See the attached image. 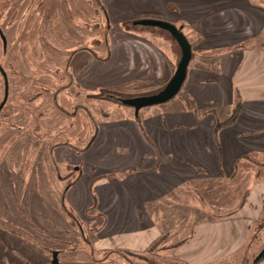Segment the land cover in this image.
Segmentation results:
<instances>
[{"label":"flooded vegetation","instance_id":"af4514ba","mask_svg":"<svg viewBox=\"0 0 264 264\" xmlns=\"http://www.w3.org/2000/svg\"><path fill=\"white\" fill-rule=\"evenodd\" d=\"M45 1L42 2L41 0L35 5L34 0H11L8 27L16 25L14 31L20 37V40L27 39L29 36L27 34L36 31V28L29 22L35 11L38 10L39 14H44V17L50 19L57 13L65 14L66 11L62 7L63 2H61L63 0ZM64 1L68 4V10L75 9L73 6L74 0ZM89 1H91L93 8L90 19L92 23L87 22L88 26H86L87 30L90 31L87 39L86 37L78 39V45L67 48L65 58L62 55V64L57 66L55 70L56 76L50 78L54 87L49 86L48 77H42L41 68H39V75L29 74L24 82V87L29 94H27V97H23L26 102L23 108H16L12 93V89L16 87V80L11 74L10 85L9 73L0 59V79L2 80L0 116L7 104H11V108L8 110L11 132L13 130L14 132L21 131L18 134L11 133L10 140H8L11 142L9 145L11 166L5 167L4 161L0 163V264H53L55 260L57 262L55 261L54 264H66L60 258L66 249L63 247L65 241L62 238L56 236L52 239L50 245L37 240L47 236L43 233L44 230L40 229L42 225L47 226L49 224L53 228L60 229L58 223H54L49 219L46 205L40 210V213L43 210L47 215V217L44 216V222L42 220V223H36V215L32 213L29 197L32 195L44 197L45 191L51 192L57 197L56 204L48 206V209H51L59 217L65 215L69 225L81 232V237L75 236V243H78L80 238H86L81 224L84 223L82 218H85L86 213L90 212V209L95 206L101 208L95 214L105 222L103 228L110 232L115 230L114 235L119 236V240L114 239V246H111L108 252L112 253L121 250L120 248H125L128 253L139 254L136 252L141 246L138 242L145 244L142 230L144 224L143 213L145 212L143 210L135 211L133 219L132 214L130 216L128 212L129 218L126 213L120 215L122 213H119V211L123 212L125 210L123 202L116 203L111 207L110 203L108 204L111 197L106 198V194H108L106 189L107 187H115L119 190L129 191L132 197H139L141 193H145L149 197L147 204L156 199L157 182L156 184L150 182L157 181L154 177L155 174L153 176H143V168L138 163L144 159L142 152H139V155L137 154L138 156L135 158L136 155L134 154H126L124 147L130 143L132 147L130 150L135 153L136 147L139 148L145 145V139L137 126L142 111L148 109L147 111L150 114L147 113L148 118L146 120L153 122L154 109L152 108L158 107L163 111L165 107L169 106V103L175 102V97L179 92L167 102L137 106L140 98L158 93L167 84L175 71L174 69L163 86L150 87L147 79H154L155 71L153 69L147 71V67L151 66L152 63V66L157 70L158 66L155 63L153 54L147 53L149 57L146 56L148 59L144 60L140 52L141 41L143 39L149 40V37L143 36L142 33L143 31H153L162 35L159 33L162 32L177 43L166 29L158 27L152 22L156 20L167 21L176 26H181L182 31L185 26L191 23L187 25L185 20L184 22H177L174 15H163L152 7L148 10H143L139 6L135 7V15L128 16V11L133 12V10L126 9L128 1L131 4L139 0H88L87 5L90 4ZM25 2L27 3L25 4ZM82 3L84 4V2ZM95 3L98 4L102 15L103 24H100L104 27L103 38L98 41L95 37ZM169 10L176 12L177 8L172 5ZM72 14L73 17L75 15L80 17L79 13ZM26 19L25 26L27 27H22ZM44 28H46V24ZM78 31L80 32L79 29ZM128 31L139 36L132 40V44H129L131 52L128 50V45L125 44L126 39H123ZM81 35L82 37L85 36L84 31L81 32ZM14 41L15 39H8L0 22L2 56L7 55L10 45L12 50ZM172 41L167 40L168 43L166 42L169 45V50H171ZM155 47L164 55L163 46L155 45ZM165 54L167 56L171 55ZM135 68H143L144 71L138 73L134 71ZM33 90L34 94L31 95ZM67 101H71V104ZM101 101L111 102L112 104L107 105L106 109L103 106L104 104L100 103ZM31 102L39 108L30 107ZM65 116L72 119L71 128L75 134V140L65 139ZM130 123L138 128L132 130L137 132L135 136L132 131L129 134L126 131ZM130 135L133 142L128 140ZM32 143L34 147H38L40 151L43 149L45 152V156L42 157L39 165H34V167H41L44 170L42 174L44 177H56L55 187L47 188L41 186L38 182L36 183L35 180L32 182L29 177L32 173L31 168L16 167V163L20 162V152L17 149H21L20 146L30 148ZM112 150L114 151L112 152ZM134 160L135 162H133ZM156 160L150 158L146 165V167H151L150 171L152 173H156L153 169ZM129 163H132L130 168L127 166ZM209 166H212V164ZM213 167H215L214 164ZM121 172L128 176L127 178L123 177L124 181L128 183V187L124 185L123 179L118 175ZM193 172L198 174L204 172V170L201 167H196ZM27 173L29 174L28 177H26ZM145 179H147V183L144 184ZM183 181L185 180L179 181L178 184ZM87 195L89 196L88 199L85 198ZM100 201L106 202L108 206L106 204L101 207L99 205ZM15 202L17 204H14ZM80 202L84 204L88 202L89 205L81 210L84 206L78 207ZM106 215L108 216L106 217ZM118 226L121 230L116 228ZM130 228L132 229L130 236L135 238L134 243H128L131 238L128 241L125 238L126 234L127 236L130 234ZM156 228L159 229L157 224ZM136 230L138 234H136ZM14 238L26 242L31 251L24 254L20 249L14 247L15 242L12 241ZM44 240L46 241V239ZM104 240H106L105 237ZM87 243L92 246H95L93 244L97 245V241H88ZM127 243L128 245H126ZM147 244H150V242ZM130 245H132V248H129Z\"/></svg>","mask_w":264,"mask_h":264},{"label":"rangeland","instance_id":"374dc122","mask_svg":"<svg viewBox=\"0 0 264 264\" xmlns=\"http://www.w3.org/2000/svg\"><path fill=\"white\" fill-rule=\"evenodd\" d=\"M39 1L41 0H34L35 5H37ZM54 1L56 2V0ZM87 1L88 0H74L73 6L75 9L73 8L70 10L67 8L68 4L64 0L61 1L63 2V10H65V14H67L66 17H64L65 14L61 15L57 13L52 19H50L44 17V14H39L38 10L35 11L29 22L36 28V31H31L30 34H27L29 35L27 39L20 40V37L17 36L14 31L16 25L8 27L10 22L11 0H0L1 25L5 29L8 39H15L12 50L10 45L9 51L5 56H2L0 46V59L1 63L9 73L10 85L11 74L16 80V87L12 89L16 108H23V106L26 105L24 98L27 97V94L29 93L24 87V82L29 74L39 75V68H41L42 77H48L49 79H47V82L49 86L54 87L52 79L50 78L56 76L55 70L57 66L62 64V55H64L65 58L67 48L77 46L79 43V41H77L78 39L84 37L87 39L88 32L90 31L87 30L86 26H88L87 22L92 23L90 19L92 17L93 8L91 1H89V5H87ZM76 2L78 4H75ZM82 2H84V4ZM203 2H206L203 12L212 9L210 5L212 0H210L209 4L207 3L208 0H203ZM250 2L256 4L258 8L264 12V0H250ZM26 3L27 2H25V4ZM188 5H191L192 9H196L198 6L203 7L202 4H198L197 6L195 3L190 4V2L187 1L185 8ZM94 8V20L96 23L95 37L98 41L103 38L104 27L100 24H103V20L97 3L94 4ZM191 8L188 6L186 11L192 10ZM199 11L200 9H196L193 13L191 12V16H199ZM75 12L79 13L80 17L77 15L73 17L72 13ZM253 13L257 14L255 11H253ZM260 15V13L259 16L255 15V31L249 36V39H247L246 45H257L260 48H264V21L263 16L261 15L260 17ZM177 21L184 22V19L181 18ZM26 22L27 19L22 27H27L25 26ZM186 22L191 23V18H187ZM45 24L46 28H44ZM199 30H197L192 23L183 28L184 33L192 44L194 56L190 63L183 88L176 95L175 99L181 98L186 92L185 89L189 83L188 81L192 80L195 71L200 68L210 67L209 69L214 68V72L219 75V72L217 71L226 60L224 56L222 57V60L219 57L222 54L220 51L223 47L206 50L207 47H211L210 42H207V38L200 39ZM82 31L85 33V36L83 37L81 35ZM151 32L143 31V36L149 37L150 41L144 39L142 42L145 41L146 44L154 46H163L164 52L171 54L167 56L163 52L164 55L162 54L163 57L160 58L161 63L157 67V70L152 66V63L151 66L147 67V71H150L151 69L155 71V78L147 79L150 87L155 88L157 85L163 86L172 75L175 69L174 67L180 58V50L177 43L172 41V39L164 33L159 32L162 34L159 35L153 31ZM136 37L139 36L130 31H128L123 37V39H126L125 44L128 45L129 51V44H132V40ZM156 37L158 38L156 39ZM167 40H170L173 43L171 44V50L168 49L169 45L167 44ZM144 47L147 46L144 44ZM216 50L219 51V54L217 55L215 54ZM259 55H261V53ZM144 57L146 58L145 55ZM242 58L243 55L240 54L239 57L236 58V61H242ZM29 66H31V68H29ZM134 71L142 73L144 70L143 68H135ZM1 82L2 80L0 79V96L2 91ZM216 83H218L223 90L228 85L223 79H220V82L216 81ZM33 94L34 90L31 92V95ZM212 97L216 100L218 99V96L215 93L212 94ZM67 102L71 104V101ZM189 102H187V104ZM100 103L104 104L103 106L106 107V109L107 105L112 104L111 102L102 101ZM179 103L180 102H176L174 103L175 106L172 105L171 107L178 108L180 107ZM170 105L171 104L169 103V106ZM30 107L39 108V106H36L33 102H31ZM255 107H258V105H255ZM10 108L11 104H7L0 116V163L4 161L5 167L11 166V158L9 156V145L11 142L8 141L10 140L11 133H21V131L14 132V130L11 132V122L8 118V110ZM152 109H154L153 120L155 121L159 119L160 122V120L163 119L162 111L158 107ZM231 109L232 106L230 107L229 105H226V108L218 114H216L215 108L211 109V117L213 119L215 118L217 122V129L219 131L217 133L219 135L228 127L223 125L226 118L230 119L231 123H234L233 121L236 118L238 110L242 111V107H239L235 110L234 114ZM147 110L148 109L142 111L139 123L137 122L139 129L133 123H130L131 125L129 124L128 130H126L129 134L132 130L138 129L142 134V137L145 139V145L139 148L136 147L134 153L130 150L132 147L129 143V145H125L124 151L126 154L136 155L135 158L139 155V152H142L144 159L138 163L139 166L143 168V176H153L155 174L154 177H156L155 179L157 181L153 180L150 182L153 184H156L157 182V187L161 188L164 185V183H162L164 178H161L162 172H159V170L162 168H168V165L172 167L173 164H160L159 162V159L163 162V160H167L168 158L163 156L165 151L162 146H158L157 138L155 139L152 136V122L146 120L148 118L147 113L150 114ZM205 113L206 111L203 109L197 110L198 117ZM249 120L251 121L252 119L247 118L244 119L243 122L250 123ZM71 121L72 119L70 117H64L65 139L75 140V134L71 128ZM257 129L258 130L255 132L253 131V133L250 134L237 135L238 142H249L252 146L250 150L247 149V152L243 155L235 153L228 161V165L224 166L225 169L222 167L224 159H222V153H220V148H218L221 158V164L218 167H213L212 164L207 171L205 170L204 172L196 174L193 172L194 167L186 164L189 165L187 167H189V170L191 169L193 174L186 173V176L184 175L185 181L176 185V187L167 193V195L158 198L155 197L156 199L150 201L148 204L146 202V195L144 196L146 205L145 211H143L145 213H143L144 224L142 230L145 244L138 242L141 246L136 252L139 254L128 253L125 248H120L122 251L117 250L112 253L108 252L110 251L109 248L114 246V239L119 240V236L114 235L115 230H111L110 232L106 228H103L105 222L101 220L100 216H96L97 214H95V212L98 213L101 208L95 206L90 209V212L86 213L85 218H82L84 223L82 222L81 224L83 225L82 227L86 238H80L78 243H75V236L78 235V237H81V232H78L77 228H72L69 225L66 221L65 215L59 217L52 212L51 209H48V206L50 207V205L56 204L57 197L47 191L44 192V197H37L35 195L29 197L31 199L30 204L32 213L36 215V223L40 224L42 223V220L44 222V216L46 214L43 210L40 213V210L46 205L49 219L54 223H58L60 229L53 228L49 224L47 226L42 225L40 229L44 230L43 233L47 236L43 239L38 238L37 240L50 245L52 239L56 238V236L62 238L65 241L63 247L66 249L60 258L66 264H253L254 259L264 247V128ZM132 133L135 136L137 132L132 131ZM129 138L131 140H128L133 142L131 135ZM33 139L35 138L33 137ZM20 147L21 149H17L20 152V162L16 163V167L25 166L26 168H31V175L29 176L27 173L26 177L29 176L32 182L35 180L36 183L38 182V184L47 188L55 187L56 177L50 176V179L47 176L44 177V175H42L44 170L41 167H34V165L38 166L42 157L45 156L44 150L42 149V151H40L38 147H34L33 143L30 148ZM113 151L114 150H112V152ZM214 152H216L215 149L213 153ZM219 153L216 152V156H218ZM169 154L170 153H168V155ZM150 158L157 159L155 167H153L156 173L150 171L151 167H146ZM169 160H171V158H169ZM217 161H220V159L218 158ZM133 162H135V160ZM132 163L127 164L128 168L131 167ZM184 165L185 163L173 168H175V171L177 172L178 168H183ZM118 175L123 179L124 185H127L128 187V183L124 181V178H127L128 176H125L122 172L118 173ZM145 183H147V179L144 180V184ZM106 190V193H108L106 194V198L108 196L111 197L110 202L108 201V204L110 203L111 207L116 203L120 204L123 202L125 206H128L127 208L132 209L127 191L119 190L115 187H107ZM85 198L88 199L89 196L87 195ZM14 204H17V202ZM83 204V202L79 203L78 207L84 206L81 210H84L85 206L89 205L88 202L84 205ZM106 204L107 203H103V201H100L99 203L101 207L102 205L104 207ZM132 210L135 212L134 208ZM134 212H132V219L134 218ZM116 213L117 211L115 212V216ZM119 213H122L120 215H125L126 213V216L129 218L126 210H123V212L119 211ZM107 216L108 215H106V217ZM156 224L159 229L156 228ZM116 228L120 229L119 226ZM129 230L130 234H128V236L126 234L125 238L127 241L131 238L128 243H134L135 238L130 236L132 229L130 228ZM136 234H138L137 230ZM104 237L106 240H104ZM44 239H46V241ZM12 241L15 242L13 246L20 249L24 254L27 251H31L26 242H23L22 240L19 241L16 238ZM88 241H97V245H89L87 243ZM149 242L150 244H147ZM128 243L126 245H128ZM132 245H130L129 248H132ZM38 259L39 258L37 257V260ZM262 264H264V262Z\"/></svg>","mask_w":264,"mask_h":264},{"label":"crops","instance_id":"0c3cea01","mask_svg":"<svg viewBox=\"0 0 264 264\" xmlns=\"http://www.w3.org/2000/svg\"><path fill=\"white\" fill-rule=\"evenodd\" d=\"M187 1L197 6L198 4L203 5V7H196L197 10L200 9L199 16H191V12L196 10L192 9L191 5L188 6L192 10L186 11ZM209 2L210 0L207 3ZM205 4L203 0H139L131 4L128 1L126 7V9L133 10V12L128 11V16L135 15L134 8L139 6L143 10L152 7L163 15H174L176 21L183 18L187 23L186 19L191 18L194 27L197 30L201 29L199 30L200 39L207 38V42H210L211 47H207L206 50L223 47L219 57L221 60L223 56L226 58L217 71L219 75L214 72V68L209 69L210 67L195 71L182 97L175 99V102L171 103L167 109H163V119L160 122L158 119L151 123L152 136L157 138L158 146L163 147L165 151L163 156L168 158L163 162L159 159L160 164H173L172 167L168 165V168L159 170L162 172L161 178H164L162 181L164 185L161 188L157 187L155 193L157 197L166 195L178 185L179 181L185 180L186 173H193L191 169H188L189 165L194 169L201 167L207 171L210 164L216 167L221 164L220 153H222V159H224L222 167L225 169L224 166L228 165V161L235 153L243 155L252 146L249 142H238L237 135L250 134L258 130L257 128H264V50H262L264 48L257 45H246L247 39L255 31V15L259 16L260 13L264 21V12L250 0H212L210 4L212 9L203 12ZM172 5L177 8L176 12L169 10ZM142 41L140 52L144 60L148 59L144 55L149 57L147 53H151L156 58L155 63L159 66L160 58L163 57L162 52L154 45ZM144 44L147 47H144ZM215 54H219V51L216 50ZM240 54L243 55L242 61H236ZM220 79L228 83L224 90L216 83V81L220 82ZM213 93L218 96L217 100L212 97ZM176 102H180V107H171ZM226 105L232 106L231 111L234 114L237 105L242 107V111L238 110L234 123L226 118L223 125L228 127L219 135L217 122L211 117V109L215 108L218 114L226 108ZM198 109H203L206 113L198 117ZM247 118L252 119L249 120L250 123L243 122ZM218 148H220V153ZM214 149L219 153L218 156L216 152L213 153ZM216 157L220 161H217ZM184 163V167L178 168L177 172L173 168ZM127 194L132 209L145 211V203L149 199L145 193H141L139 197L133 196L134 199L129 191ZM144 196L147 199L146 202ZM123 206L130 215L134 212L125 204Z\"/></svg>","mask_w":264,"mask_h":264},{"label":"water","instance_id":"95a60500","mask_svg":"<svg viewBox=\"0 0 264 264\" xmlns=\"http://www.w3.org/2000/svg\"><path fill=\"white\" fill-rule=\"evenodd\" d=\"M152 23L169 32L179 46L180 58L178 59L175 71L167 84L158 93L140 98L137 104L138 107L171 100L181 90L187 76L190 62L194 56L192 44L183 33L181 26H176L173 23L163 20H156Z\"/></svg>","mask_w":264,"mask_h":264},{"label":"trees","instance_id":"16d2710c","mask_svg":"<svg viewBox=\"0 0 264 264\" xmlns=\"http://www.w3.org/2000/svg\"><path fill=\"white\" fill-rule=\"evenodd\" d=\"M238 107H240V105ZM263 262H264V247L261 249L258 256L254 259L253 264H262Z\"/></svg>","mask_w":264,"mask_h":264}]
</instances>
